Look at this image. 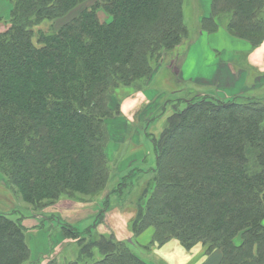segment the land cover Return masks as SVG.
I'll return each instance as SVG.
<instances>
[{"label":"trees","instance_id":"obj_1","mask_svg":"<svg viewBox=\"0 0 264 264\" xmlns=\"http://www.w3.org/2000/svg\"><path fill=\"white\" fill-rule=\"evenodd\" d=\"M9 1L0 30L5 189L38 209L98 195L111 175L109 125L122 114L116 91L150 83L164 55L188 38L183 0ZM88 1L58 28H42ZM225 15L230 32L254 46L264 41V0H213L203 23L218 26ZM173 109L153 140L156 166L130 217L131 234L91 239L89 229L82 235L60 221L79 255L44 264H167L152 251L173 240L187 251H219L218 264H264V101L205 96ZM110 205L108 195L99 222ZM23 218L0 211V264L31 259ZM149 228L143 256L134 241Z\"/></svg>","mask_w":264,"mask_h":264},{"label":"rangeland","instance_id":"obj_2","mask_svg":"<svg viewBox=\"0 0 264 264\" xmlns=\"http://www.w3.org/2000/svg\"><path fill=\"white\" fill-rule=\"evenodd\" d=\"M212 1L183 0L188 38L176 50L164 55L150 83L138 82L136 86L122 87L116 91L113 104L121 103L122 114L116 116L109 125L112 139L107 146V156L111 175L102 193L83 198L63 197L55 204L38 209L11 195L5 189L0 173V211L7 212L14 219L24 216L23 224L30 229L26 239L32 254L25 264H44L54 256L63 262L79 255L77 242H67L63 237L60 221L75 226L82 235L89 229L91 239L99 237L101 233L114 234L115 237L131 234L127 228L130 217L153 175L150 173L151 168L156 166L153 140L159 137L175 106L183 109L192 99L205 96H214L224 101H264V41L254 46L250 40L230 32L227 27L228 15L222 16L219 25L215 27L203 23V17L210 13ZM91 3L88 1L81 4L67 17L53 23L44 22L42 28H58ZM12 8L13 3L9 0H0V30L7 28ZM100 16L105 18L103 13ZM189 43L192 44L190 50L186 46ZM180 50V54L172 56ZM193 54L197 56L196 64H199L196 71L201 75L197 73V76H191L193 78L190 79L186 73L182 74L179 65L182 59L184 64L191 60ZM221 64L220 73L215 76L213 72ZM125 119L133 122L132 126H125ZM108 195L111 200L110 210L104 214V220L99 222L98 214L101 210L106 211L104 201ZM151 232L152 228L147 229L142 237L134 241L138 243L135 245L136 251L143 256L148 250L142 246L151 240ZM46 233L50 234L51 242L48 244L50 247L54 244V252L43 257L45 250L38 251L36 247L42 249L47 245ZM88 238L90 236L87 235ZM196 247L192 249L195 251ZM152 252L173 264L178 261V264H184L192 260L190 252L187 257L186 248L176 240Z\"/></svg>","mask_w":264,"mask_h":264},{"label":"crops","instance_id":"obj_3","mask_svg":"<svg viewBox=\"0 0 264 264\" xmlns=\"http://www.w3.org/2000/svg\"><path fill=\"white\" fill-rule=\"evenodd\" d=\"M191 45L192 44H190V43L188 45H186L189 48V50H190V46ZM176 49H174V50H176ZM176 53L177 54L178 53L180 54L181 53V50H180V52H177L176 51L172 56H174ZM190 57H191V60H188V62H186L185 64H184V61L182 59L180 61L179 67H180V71H182V74L186 73V75H188V77L191 79V78H193L191 76H197V73L198 74H200V73L196 71L197 70V67L199 65V64H196L197 56H194V54H193ZM220 66H222V64L219 65V67L217 69H215V71L213 72L215 74V76H216V74H219L220 73V71H219L220 70ZM127 123H132V122L129 121ZM127 125H125V126H127ZM151 233H153V229H152V232ZM143 235H144V233H143ZM46 241H47V245H44L43 246L44 248L42 247V249L41 248L39 249L38 247H36V250H38V251L45 250V251H43L44 253H42V254H44L43 257H48V256H50L54 252V247H53L54 244L52 243L51 247L48 244L49 242H51L50 234L49 233H46ZM30 249H31V247H30ZM48 249H51V251L48 250ZM31 252H32V249H31ZM188 252H190V254H191L190 257H192L191 258L192 260L187 261L184 264H218V262L220 260V256H221L219 251H214L211 254H206V251H205V247L204 246H197L195 248V251H194V249H192L190 251H187V253H186L187 257H188ZM165 260H166L167 264H173V262H170L167 259H165ZM178 263H179V261H178ZM178 263L175 262V264H178Z\"/></svg>","mask_w":264,"mask_h":264}]
</instances>
